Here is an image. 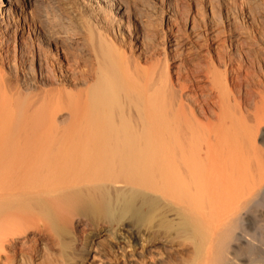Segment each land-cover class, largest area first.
Segmentation results:
<instances>
[{
	"label": "bare ground",
	"instance_id": "1",
	"mask_svg": "<svg viewBox=\"0 0 264 264\" xmlns=\"http://www.w3.org/2000/svg\"><path fill=\"white\" fill-rule=\"evenodd\" d=\"M183 2L21 0L0 264H264V64L200 55L218 32L176 27Z\"/></svg>",
	"mask_w": 264,
	"mask_h": 264
},
{
	"label": "rangeland",
	"instance_id": "2",
	"mask_svg": "<svg viewBox=\"0 0 264 264\" xmlns=\"http://www.w3.org/2000/svg\"><path fill=\"white\" fill-rule=\"evenodd\" d=\"M15 2L16 5L14 4L13 7L9 8L6 15L8 20H6L5 24H9V27L6 26L4 30L0 27V32L3 30V33L7 36V39H9L7 55L10 56V59L13 56V61H9L8 58V62L15 63L11 64L13 68L16 65V60L14 61L13 55V44L17 39L25 40L28 32H30L29 35L31 34L32 25L29 22V17L33 9L32 7L21 4V0H18V4L17 1ZM155 6V8H151V6L149 8L150 10L154 9L156 15L153 16L155 19L152 18L154 19L153 24L160 29V27L163 26L161 25L160 17L162 14L157 5ZM11 11L14 12V14ZM183 11L180 20H177V23L173 22L176 24V27L179 25L181 29L188 30V28L193 25L195 31L197 30L196 32L200 34H205L206 31L208 33L213 30H217L218 32V38L215 39V42H211L209 46L202 45L201 49H199L200 55L210 52L214 56L217 52H220L222 56L225 57L224 59L233 60V64L236 67L239 66V63L241 65L244 60H253L254 63L264 64V0H184ZM12 15H15V17L13 16L12 18ZM24 22L26 24L29 22L28 24L30 26L28 24L24 25ZM2 27H4V24ZM3 54L2 50H0V59ZM30 71L33 72V67L29 72Z\"/></svg>",
	"mask_w": 264,
	"mask_h": 264
}]
</instances>
